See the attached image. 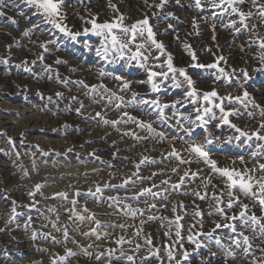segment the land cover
<instances>
[{
  "label": "rangeland",
  "instance_id": "rangeland-1",
  "mask_svg": "<svg viewBox=\"0 0 264 264\" xmlns=\"http://www.w3.org/2000/svg\"><path fill=\"white\" fill-rule=\"evenodd\" d=\"M260 2L264 3V0ZM109 3L114 4L119 13L124 14L125 24L128 25L137 19H143L145 12L150 17L152 11L159 12L157 9L146 8L143 0H66L63 6L65 23L73 30H82L81 17H89V12L98 14L101 22L111 20L117 13L109 7ZM149 3H152V0H149ZM9 4L10 7L4 10L5 15L0 16V60H9L7 65L0 63V229H4L0 231V264H50V258L54 255H65L66 248L77 253L69 257L66 264H107L109 249H116V256L120 255L121 250L124 252L123 258L112 259L111 264H133L126 259L127 256L134 257V264H141V258L148 255L149 245L145 244V239L150 236L155 248L164 243H171L169 237L164 236V233L170 230L168 220L179 214L183 216L181 223L187 228L200 219L193 216L197 205L199 210L205 213L203 231L211 230L215 226L212 221L220 220L219 216L207 215L212 210L210 205L213 201L200 200L192 193L199 191L204 194L207 191L210 197L214 189L211 186L203 188L199 178L186 180V186L179 190L171 188L188 169H202L203 177L210 175V168L202 162L181 164L176 157L168 155L175 147L184 159H195L186 151L188 145L179 138L184 134L172 126L174 122L162 124L156 112L136 103L121 104L117 109L115 105L118 101L108 104L107 96L101 99L104 96L103 89L92 92L74 83L83 80L88 85L104 84L111 92L124 96L127 101L132 99L131 92L121 91L119 82L111 76L99 77L100 69L132 81L144 79L143 70L136 66H125L123 62L109 63L99 59L95 55L98 37H81L80 40L88 39L93 45L92 49L84 48L82 43L67 39L44 22L42 17L34 15V9L26 5L24 0H9ZM241 7L245 12L251 10L256 13L252 0H245ZM167 12L174 13L175 18L165 19ZM9 17L16 23H12ZM193 18L197 21L196 28L192 26ZM232 20L238 22L239 17L230 14H218L213 17L207 6L203 11L197 9L193 0H180L179 5L176 0H169L163 12H160V18L151 19L150 23L155 25L157 39L164 42L166 52L172 55L175 66L188 68L192 63L191 56L184 47L187 44L190 45L191 51L195 52L197 63H214L218 57H224L226 63L221 61L220 66L227 72L236 69L229 83L223 78L215 80L214 70L188 68V73L196 81L199 90L210 91L214 87L220 95H240L242 90L238 85L243 83L240 70L247 69L254 79L249 80L245 87L251 98L264 107V73L252 71L258 66L253 58L257 49L248 47V42L255 38L254 33L264 36V22H261L258 15H253L246 21L249 29L256 25L253 32H236L229 26ZM168 23L173 24V29L165 32ZM33 25L39 27L29 36H24V31ZM50 40H55L56 44L48 43ZM41 44H47L49 51L45 52L40 47ZM229 50H236L234 61L230 60L232 56L229 57ZM153 54L159 55L154 49ZM41 55L44 57L43 61L38 59ZM58 59L64 62L58 64ZM164 59L166 57L162 56L161 60ZM25 61L28 62V67L33 69L31 73L23 70ZM32 61L36 63L33 65ZM48 66L50 71H45ZM65 80L69 81L67 85L63 83ZM132 90L140 93L145 99L154 98V95H145L149 93V88L145 85L133 83ZM37 91L43 94V99L36 94ZM58 91L63 93L62 98L55 96ZM180 94V90H169V93L159 95L165 102H170ZM49 96L52 97V102L48 101ZM72 97L77 99L74 101ZM80 102L83 103V108L77 113ZM236 107L240 108L241 115L230 117L233 123L242 128L245 125L249 128L258 126L261 119L259 108H253L251 104L247 111L242 105ZM248 111L254 113V119L247 115ZM97 112L102 113V118L96 117ZM124 112L135 117L136 122L123 117ZM167 114L171 115V112ZM121 118L123 122L118 125L103 122L105 119L112 121ZM139 121L152 123L157 132L165 133L166 138L162 140L147 129L140 128ZM215 123L213 121L209 125L214 136L227 137L232 134V130L227 126L217 129ZM125 133H135L141 139ZM194 136L198 141H202L204 133L197 129ZM250 151L247 147L237 148L234 144L211 146L212 158L221 166L228 165L230 160L243 155L251 167ZM144 157H148L149 161L155 160L156 163L146 162L141 165L139 176L143 179H138L132 176V173L137 171L135 165ZM237 166H240L239 161ZM173 168L178 171L173 172ZM153 173L158 175L153 176ZM129 177L135 183L130 182L125 188H105L102 194L87 195L89 189L95 192L97 185L102 188L105 184L120 185ZM211 179L213 184L224 187L218 175H212ZM165 180L169 183L162 185L161 182ZM38 183L45 185L35 197L38 203L35 208L26 207L33 203V198L28 196V192L34 191V186ZM153 184L160 186L153 188V191L162 192L161 197L130 199L141 189ZM77 190L84 195L76 197ZM59 192H67L68 198L54 197V194ZM109 196L119 199L109 200ZM73 199L78 203L73 205ZM241 199L249 204L250 214L254 213L264 221V211L258 204H253L244 197ZM12 201H16V212L23 215H18L15 222L5 227V222L11 216ZM180 202L186 206L184 209L179 208ZM152 203L156 204V208L149 209L148 205ZM129 204L132 208L143 209V215L138 212L133 217L127 211ZM173 206L177 207L175 214L172 212ZM234 211L238 212L239 209ZM29 215L33 217V222L31 228L26 230L24 221ZM81 215L85 217L83 220L79 219ZM92 216L94 219H89ZM150 216L167 219L149 220ZM141 220L146 223L142 225ZM96 221L100 222L101 227L97 228ZM65 227L69 231L68 240H65L63 235ZM93 229H96L95 234H92ZM33 231L51 233L60 243H54L51 239L45 240L40 236L33 240ZM171 231L174 239V226ZM137 232L140 234L137 235ZM227 233V229L217 230V235L222 238ZM245 235L249 236L252 243V254L245 256L243 246L238 249L233 245L235 258L227 257L226 264H251L253 257L264 258V253L260 251L264 249V237L260 236L259 230H245ZM120 237H124L123 244L116 243ZM223 243L227 248L231 242L224 239ZM137 245L141 246L139 251H136ZM191 247L185 243V248ZM210 250L217 254L216 257L209 256L207 249L202 250V256L209 259L211 264H225L224 249L212 244ZM100 253L105 255L97 260L96 256ZM148 264L159 262L152 259ZM193 264H199V259L194 260Z\"/></svg>",
  "mask_w": 264,
  "mask_h": 264
},
{
  "label": "snow or ice",
  "instance_id": "snow-or-ice-1",
  "mask_svg": "<svg viewBox=\"0 0 264 264\" xmlns=\"http://www.w3.org/2000/svg\"><path fill=\"white\" fill-rule=\"evenodd\" d=\"M24 3L34 9V15L42 17L44 22L50 24L52 28L63 34L67 39L73 42L82 43L84 48L92 49L93 45L88 39L80 40L81 37H98L99 43L98 46L95 47V55L99 59L106 60L109 63L123 62L125 66H136L142 69L145 78L135 81L128 80L121 75L107 73L103 68L99 71V77L105 78L111 76L112 79L119 82L121 91L131 92L132 99L127 101L124 96H117L115 92H111V90L107 89L104 84L88 85L85 84L83 80L74 83L80 84L84 88L90 89L92 92H97L98 90L103 89L104 96H102L101 99H104V97L107 96L108 104L118 101L115 105L117 109L121 107V104L136 103L147 106L152 109V111L156 112L157 118L162 124H168L169 121H173L174 124L172 126H174L177 131H182L184 134L179 138L188 145L186 151L195 159H184L175 147L172 148V151L168 155L176 157L181 164L202 162L210 168V175L207 177L201 176L202 169H198L197 171H191V169L186 170L184 174L179 177V181L171 185V188L173 190H179L186 186V180L191 181L197 178L201 179L203 188L207 189L211 186L214 191L210 197L207 191H205L204 194H201L199 191L192 194L200 200L211 199L213 201V204L210 205L212 210L209 211L207 215L219 216L220 220L212 221L215 226L209 231H203L205 213L199 210L198 205L193 212V216L199 217L200 219L187 228L181 223L183 216L179 214L175 215L174 219L168 220L170 230L164 233L165 237H169L171 243H164L161 247L155 248L150 236L149 238H146L144 242L149 245L148 255L141 258V264H148L152 259L158 261L159 264H193V261L197 259H199V264H211L210 260L202 256L201 253L202 250L207 249L209 256L213 258L216 257L217 254L210 250L212 244H215L220 249H224L225 264L227 257L231 256L235 258V253L232 251L233 245L238 249L243 246V253L245 256L251 255L252 243L249 236L245 235V230L251 229L253 232H256L258 229L260 236L264 237V221L258 218L254 213L250 214L249 204L244 203L241 197L249 199L253 204H258L260 209L264 211V107L257 104L255 100L251 98V94L245 87V84H247L249 80L254 79L247 69L240 70L243 79V83L238 85L242 90V94L240 95H220L214 87L210 91L199 90L196 87V81L191 75H189L188 68L214 70L213 75L215 80L219 81L223 78L229 83H231L232 77L236 73V69H233L232 72H227L224 67H221V61L226 63L224 57H218L217 61L214 63H197L195 52L191 51L190 45L187 44H185L184 47L191 56L192 63L188 65V68L177 67L173 64L172 55L166 52L164 42L157 39L158 33L154 30L155 25L150 23L151 19L160 18V12H163V9L169 3V0H159V2L152 0V3H149V0H143L146 8L149 10L157 9L159 12L152 11L151 17L145 12L143 13V19H137L131 25L125 24L124 14L119 13L114 4L109 3V7H111L117 14L111 20H103L101 22L98 19V14H92L89 12V17H81L83 22L82 30H73L67 25V23H65L66 14L63 11V6L66 3V0H24ZM176 3L179 5L180 0H176ZM193 3L197 9L202 11L205 6H207L213 17H216L218 14L238 16V22L232 20L229 24V26L234 28L236 32L242 30L253 32L256 25H252V28L249 29L248 23H246V21L251 19L253 15H258L261 22H264V3L260 2V0H252V6L256 9V13H253L251 10L247 12L242 10L241 6L245 3V0H193ZM9 7V0H0V16L5 15L4 10ZM167 17L175 18L174 13L172 12H167L164 15L165 19ZM9 19L12 23H16L11 17H9ZM192 26L193 28L197 27V21L195 18H193ZM38 27L39 25H33L32 28L26 29L23 35L29 36L30 33ZM170 29H173L172 23H168L165 32ZM254 36L255 38L248 42V47L250 49L253 47L257 49L253 58L257 61L258 66L253 68L252 71L255 73H264V36L255 33ZM48 43L56 44V41L50 40ZM40 47L43 48L45 52L49 51L47 44H41ZM153 49L156 50L159 55H154ZM241 50H243V45L241 46ZM162 56L166 57L163 61L161 60ZM38 59L43 61V55L38 57ZM63 62L64 61L59 59L56 61L58 64ZM0 63L7 65L9 60L3 59L0 60ZM35 63L36 61H32L33 65ZM17 67H21V65H17ZM23 70L29 73L33 71L31 67H28L27 61L23 62ZM45 71H50V66L46 67ZM68 82L69 81L67 80L63 81L65 85H67ZM133 83L147 86L149 88V93L145 95H154V98L145 99L140 93L133 91ZM169 90H180L181 94L178 97L172 98L170 102H165L159 94H167L169 93ZM36 94L42 99L44 98L41 92L37 91ZM55 96L62 98L63 93L58 91L55 93ZM138 97L140 98L137 99ZM47 99L49 102H52L51 96ZM72 99L75 101L77 98L72 97ZM249 104H251L253 108L260 109L261 119L258 126L255 128H249L247 125L242 128L238 124L233 123L230 117H238L241 115V110L236 107V105H242L247 111ZM189 106H191V110H189ZM82 108L83 103L80 102V108L76 109L77 113H80ZM181 109H183V111H181ZM167 112H171V115H168ZM95 115L96 117L102 118L101 112H97ZM247 115L253 119L255 118L254 113L251 111H248ZM123 117H127L128 120L136 122V118L130 116L128 112H124ZM213 121L216 122L215 127L217 129L227 126V128L232 130V134L227 137L214 136L209 128V125ZM103 122L105 124L111 123L112 125H118L123 122V118L112 121L105 119ZM138 126L142 129H147L149 133L156 134L162 140L166 138L165 133L163 131L157 132L152 123L139 121ZM65 127H67V125ZM197 129H200L204 133L202 141H198L194 136ZM127 134H132L136 139H141V137L135 133H125V135ZM185 137L187 139H185ZM9 143H11V140H9ZM215 144H234L237 148L247 147L248 149H251L249 152L252 161L251 167L248 166V161L245 160L243 155L230 160L228 165H219L218 161L212 158L211 153V146ZM69 151H71V149H69ZM45 155H47V153H45ZM113 155L115 156V153ZM237 161H239V167L237 166ZM146 162L156 163L155 160L149 161L148 157L142 158L135 165L137 171L132 173V176H135L138 179H143L139 176V169L141 165ZM172 171L177 172L178 169L173 168ZM155 175H158V173H153V176ZM212 175H218L222 179L224 185L223 188L212 183ZM130 182L135 183V181L129 177L120 185L105 184L103 188L97 185L95 192L89 189L87 195L96 196L97 193L102 194L105 188H125ZM168 183L169 181L167 180L161 182L162 185H167ZM43 187H45V185L38 183L34 186V191L28 192V196L33 198V203L26 207H36L38 201H35V197L40 193ZM159 187V185L155 184L151 187H145L135 195L131 196L130 199L138 200L140 197L148 196H151L153 199L161 197L163 195L162 192L153 191V188ZM237 193H239V195ZM184 194L187 195L188 193ZM81 195H84V193H81L78 190L75 192L76 197ZM55 196L67 199L68 193L59 192L55 193L54 197ZM108 199L116 201L119 198L109 196ZM71 203L75 205L78 201L73 199ZM145 203L147 204V200H145ZM185 207L186 206L183 202H180L179 208L184 209ZM148 208H156V204H149ZM234 209H239V211L236 212ZM85 211H87V208H85ZM127 211L133 217H135L138 212L141 215H143L144 212L143 209L132 208L130 204L127 205ZM172 212L174 214L177 213L176 206L172 207ZM18 215L23 214L16 212V201H12L11 216L10 219L5 222V227H7L9 223L15 222ZM185 215H187L186 212ZM84 218L85 217L82 215L79 216L80 220H83ZM89 219H94V216L89 217ZM148 219L164 220L167 218L150 216ZM32 222L33 217L31 215L27 216V219L24 221L26 230L31 228ZM144 223H146V221L141 220V224L143 225ZM96 225L97 228L101 227L99 221H96ZM172 226H174V239H172ZM53 227H56L55 223L53 224ZM119 227L123 228L124 225H119ZM221 229L228 230V233L223 238L221 235H217V230ZM0 231H4V229H0ZM95 233L96 229H93L92 234ZM139 234L140 232H137V235ZM63 235L65 240L69 239V231L67 227L64 228ZM84 235L87 236L89 233H84ZM38 236L43 237L45 240L51 239L52 242L57 244L60 243V241L56 240L51 233L47 232L37 233L36 231H33L31 238L35 240ZM99 238L100 237L97 235V239ZM13 239H15V237H13ZM224 239L231 242L227 248H225V244L223 243ZM124 242V237H120L116 241L117 244H123ZM185 243L192 247L190 249L185 248ZM89 247H91V245H89ZM140 247V245H137L136 251H139ZM40 250L47 251V249ZM260 251L261 253H264V249H260ZM115 252L116 249L108 250L107 264H111L112 259L120 260L124 257V252L122 250L119 256H116ZM75 255H77L76 252L72 251L70 248H66L65 255L52 256L50 258V264H66L67 259ZM104 255L105 253H100L96 256V259L100 260ZM126 259L134 264L133 256H127ZM251 264H264V258L257 259L253 257Z\"/></svg>",
  "mask_w": 264,
  "mask_h": 264
},
{
  "label": "bare ground",
  "instance_id": "bare-ground-1",
  "mask_svg": "<svg viewBox=\"0 0 264 264\" xmlns=\"http://www.w3.org/2000/svg\"><path fill=\"white\" fill-rule=\"evenodd\" d=\"M171 6H172V5H171ZM251 28H252V27H251ZM183 30H184V29H183ZM163 40H164V39H163ZM203 45H204V44H203ZM228 46H229V45H228ZM224 47H226V46H224ZM220 51H221L220 53H222V50H221V49H220ZM235 51H236V50H235ZM235 51H232V50H229V51H228V52H231V55H229V57L232 56V57H230V60H231V61H232V60L234 61V60L236 59V55H235L236 53L234 54ZM209 52H210V51H209ZM216 52H217V51H216ZM248 57H249V56H248ZM228 59H229V58H228ZM231 61H230V62H231ZM28 127H29V126H28ZM110 136H111V135H110ZM0 223H1V222H0Z\"/></svg>",
  "mask_w": 264,
  "mask_h": 264
}]
</instances>
